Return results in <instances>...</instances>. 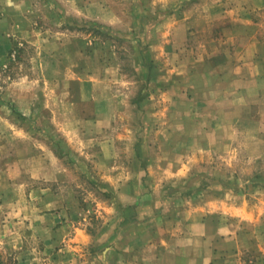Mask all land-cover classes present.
I'll use <instances>...</instances> for the list:
<instances>
[{"label":"rangeland","instance_id":"374dc122","mask_svg":"<svg viewBox=\"0 0 264 264\" xmlns=\"http://www.w3.org/2000/svg\"><path fill=\"white\" fill-rule=\"evenodd\" d=\"M100 1L104 13L85 10L91 0L19 7L0 61V264H123V243L140 225L155 224L157 211L185 221L197 218L193 208L218 210L231 194L249 206L264 202V141L247 142L244 131L234 152L196 156L179 173L145 160L155 140L142 124L150 119L145 110L163 100L149 91L152 66L139 70L141 47L154 49L188 16L189 40L201 53V40L224 32L218 5L232 8L235 0ZM107 99L117 106L101 129L91 121ZM254 129L264 140L262 127ZM136 180L143 196L126 210L119 188Z\"/></svg>","mask_w":264,"mask_h":264},{"label":"crops","instance_id":"0c3cea01","mask_svg":"<svg viewBox=\"0 0 264 264\" xmlns=\"http://www.w3.org/2000/svg\"><path fill=\"white\" fill-rule=\"evenodd\" d=\"M28 2L0 0V61L11 47V35L17 32L19 7L25 8ZM102 2L91 0L85 10L104 13ZM234 2L232 8L218 5L220 11L214 18L221 22L224 32L201 40V53L195 52L196 44L189 40L194 21L188 16L175 20L165 30L164 38H157L154 49L141 47L144 53L138 55L139 70L146 74V66H152L155 75L149 91L163 100L158 110L146 107L145 114L150 119L142 121L155 139L145 160L157 163L160 172L179 173L186 160L193 162L199 155L232 153L231 147L243 131L249 134L247 142L264 141L254 129L262 127L264 132V0ZM212 9L208 7L206 11ZM96 102L97 106V99ZM115 106L109 99L102 103L92 125L101 129L109 126L111 117L107 115L114 112ZM137 153L141 156L140 151ZM111 165L112 161L107 168ZM143 186L137 180L123 182L119 203L126 210L137 207ZM231 195L220 200L218 210L211 214H203L201 206L193 208L190 213H197V218L185 221H181L182 214L180 220L172 219L170 213L165 215L167 208L157 211L155 224L150 221L140 225L137 233L129 236L131 244L123 243L127 252L121 262L264 264V202L249 206L241 197ZM176 201L177 197L171 200L172 204ZM167 202L164 204H171Z\"/></svg>","mask_w":264,"mask_h":264}]
</instances>
